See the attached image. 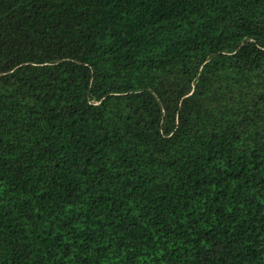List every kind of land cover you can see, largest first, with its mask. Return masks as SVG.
I'll list each match as a JSON object with an SVG mask.
<instances>
[{
  "label": "trees",
  "instance_id": "obj_1",
  "mask_svg": "<svg viewBox=\"0 0 264 264\" xmlns=\"http://www.w3.org/2000/svg\"><path fill=\"white\" fill-rule=\"evenodd\" d=\"M0 264H264V0H0Z\"/></svg>",
  "mask_w": 264,
  "mask_h": 264
}]
</instances>
